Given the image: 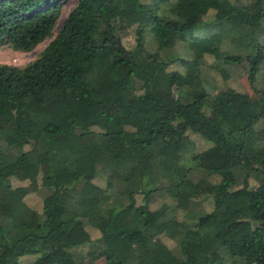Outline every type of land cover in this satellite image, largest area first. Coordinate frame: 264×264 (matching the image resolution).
<instances>
[{
    "label": "trees",
    "instance_id": "trees-1",
    "mask_svg": "<svg viewBox=\"0 0 264 264\" xmlns=\"http://www.w3.org/2000/svg\"><path fill=\"white\" fill-rule=\"evenodd\" d=\"M44 40L0 64V264H264V0H0V46ZM172 64L241 66L251 95L172 83Z\"/></svg>",
    "mask_w": 264,
    "mask_h": 264
},
{
    "label": "rangeland",
    "instance_id": "rangeland-1",
    "mask_svg": "<svg viewBox=\"0 0 264 264\" xmlns=\"http://www.w3.org/2000/svg\"><path fill=\"white\" fill-rule=\"evenodd\" d=\"M72 7V3L64 4L62 6L61 10V17L60 19H63L66 15V13L70 10ZM59 22L57 23L56 27L53 29L52 35L54 36L58 30ZM132 33L127 32V35L124 37V41H128L131 39ZM263 34H259L258 39L262 38ZM49 40H44L42 43L38 44L31 52L28 53H19V52H13L9 50L6 46H0V64L3 65H9V66H16V67H23L29 62L33 61L37 55L43 50V48L46 46ZM206 63H209L208 59H205ZM167 72L171 74V81L172 83L174 80L179 77L182 74H185L191 78H193L194 81H197L200 77L204 83V87L206 88H215L223 89V88H231L234 89L240 93L251 95V91L248 88L247 82L245 80V74L242 70L241 66L238 67H232L228 69V78L227 80L223 81L222 78L218 75V73L214 71L208 70L205 65L202 64L201 66V72L198 70L197 66H188L187 68L180 67L177 64H172L167 68ZM259 129V127L256 125L251 132V135L255 136L256 131ZM189 139L195 143V151L200 152L205 148L203 142H201L196 136L194 135H188ZM45 173V172H44ZM43 173V174H44ZM45 176V174H44ZM43 179V178H42ZM200 178L194 177L193 182H198ZM217 177H210L206 179L205 181H201L198 189H197V196L195 199H193L194 210H199L202 213H206L210 210V204H209V197H208V187L209 184H213L217 182ZM11 186L13 188H18L23 195V201L31 207L35 212L40 211L41 207V201L39 198V193L41 190H38L37 182L36 181H25L22 176L18 173H15L14 176L10 180ZM41 184L47 185L49 180H42L40 181ZM101 181H95L94 183H100ZM242 184L245 185V178L242 180ZM247 184L249 186L253 185V182L251 179L247 180ZM38 190V191H37ZM136 203L140 204V197H136ZM163 204H172V201L166 198L164 195L162 197H157L150 205L152 210L158 211ZM181 210L184 209L185 205L184 203L180 204ZM191 209V206H190ZM179 213L183 214V211H179ZM122 228H126V226ZM87 233L89 234L91 239L99 237L101 232L99 230L91 229L86 227L85 228ZM162 242L168 246L169 248H173L174 244L170 241H168L165 238H162ZM27 261H29L27 259ZM21 264H25V261H22ZM249 264V263H247Z\"/></svg>",
    "mask_w": 264,
    "mask_h": 264
}]
</instances>
